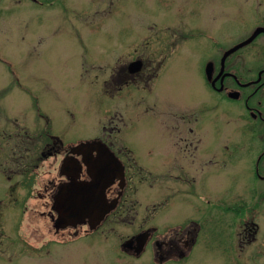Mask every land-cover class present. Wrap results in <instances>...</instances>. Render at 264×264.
<instances>
[{
  "label": "rangeland",
  "instance_id": "1",
  "mask_svg": "<svg viewBox=\"0 0 264 264\" xmlns=\"http://www.w3.org/2000/svg\"><path fill=\"white\" fill-rule=\"evenodd\" d=\"M53 1L57 7L64 4L55 13L34 10L37 4L30 0H16L17 4L13 0L8 12L0 11V264H119L108 243L89 248L84 239L67 244L54 241L60 235H54L48 225L49 206L33 195L34 191H41L39 184L35 182L32 193H28L21 183L30 166L39 173L43 169L51 175L55 173L54 158L34 165L45 142L42 135L53 134L69 143L99 135L111 122L131 150L154 160L159 131L154 112L143 114L145 105L140 99L143 95L147 101L146 96L155 97V85L147 92L128 84L110 94L103 80L117 55L142 35L157 32L160 36L162 26L171 20L177 21V38L184 37L188 27H192L186 41L179 40L172 56L174 63L156 83L169 88L168 94L162 95L166 105L176 102L179 109H200L208 103L201 76L203 59L211 55L214 46H228L235 35L252 32L254 7L258 5L260 12L264 0H259V4L256 0ZM246 48L249 45L243 50ZM220 107L208 108L202 117L210 136L219 134L231 145L240 137L236 117L228 112L221 114L223 109L235 108L236 103L224 101ZM246 139L242 137L238 157H227L222 167L209 169L206 188L210 199L229 202L238 198L248 203L252 197L257 198L254 190L259 181L252 171L254 154L245 149H250ZM40 178L41 174L37 175V180ZM163 178L171 181L168 176ZM159 188L146 186L140 191L147 198L159 193L161 212L174 214L170 218L187 212L190 201L181 196V191L172 190V185ZM140 191L134 194L142 198ZM197 191L201 195L203 187ZM203 202L201 197L195 198L194 206L200 208ZM253 203L254 210L247 213L253 214L258 225L259 242V237H264V198L258 196ZM153 205L148 204L146 212L152 213ZM129 213H135L133 208ZM210 238L208 245L202 240L194 245L186 264L220 261L217 240ZM47 241L49 245L45 247ZM243 247L242 252L248 250ZM254 251L256 264H264V242H259Z\"/></svg>",
  "mask_w": 264,
  "mask_h": 264
},
{
  "label": "flooded vegetation",
  "instance_id": "2",
  "mask_svg": "<svg viewBox=\"0 0 264 264\" xmlns=\"http://www.w3.org/2000/svg\"><path fill=\"white\" fill-rule=\"evenodd\" d=\"M12 1L0 0V11L8 12ZM30 1L37 4L34 10L45 12L52 10L55 13L57 8L64 6L57 7L53 0ZM259 2L256 0L257 4ZM13 3L18 2L14 0ZM258 7H254L252 31L264 27V5H261L260 12ZM63 11L60 9V12ZM176 28L177 21L171 20L169 25L162 26L160 36L157 32L142 35L125 45L103 80L110 94L117 93L128 84L147 92L152 91L155 85V97L146 96L147 101L143 95L140 99L145 105L143 114L153 111L155 115V126L159 131L155 159L131 150L125 144L127 140L120 138L119 128L111 122L101 134L69 143L46 133L42 135L45 142L34 165L54 158L55 173L51 175L47 169L39 173L30 166L24 172L21 183L28 193H32L35 182L39 184L41 191L36 190L33 195L35 200L42 199L49 206L46 214L48 225L54 235H60L54 241L67 244L84 239L89 248L108 243L111 252H116L119 264H186L194 245L200 240L208 245L212 240L210 237L217 240V258L220 259L217 264H256L254 248L259 242H264V237H259L261 240L258 242V225L253 214L247 212L254 210L253 202H257L258 196L264 198V29L249 42L228 53L229 48L252 32L244 36L235 35L228 46H214V51L203 59L200 66L208 103L200 109H193V106L179 109L176 102L166 105L162 95L168 94L169 88L156 83L174 63L172 56L178 50L179 40L185 42L193 29L188 27L186 35L177 38ZM198 30L205 32V29ZM245 45L249 48L244 51ZM234 91L237 92L236 97L230 94ZM224 101L236 103L235 108L223 109L221 114L228 112L236 117L240 137L231 145L219 134L210 136L208 124L202 117L210 107L221 108ZM242 137L248 138L246 142L250 149L245 148L248 154H254L252 171L261 188L259 190L255 186L254 196H258L251 198L248 210L243 212L240 199L231 198L233 201L229 202L226 199H210L206 188L209 169L222 167L227 157L230 160L238 157ZM92 140L96 143L90 149L76 146ZM104 147L110 155L104 154ZM93 162L107 165L104 174L111 182L105 188V196L106 204L112 205V208L100 219L93 213L96 210L77 218L64 214L59 210L66 199L62 196L72 184L91 179L86 163L90 165ZM39 174L41 178L37 180ZM162 176L170 177L171 181L162 179ZM151 184L158 190L159 187L167 189L172 185V190L181 191V196L190 201L187 212L176 219L170 218L174 214H163L160 194L147 198L140 191L142 187L152 188ZM200 186L203 187L201 195L197 191ZM138 190L142 198L135 196ZM130 193L134 196L131 197ZM200 197L204 202L199 208L194 206V199ZM23 199L27 201L25 194ZM148 204H154L152 213L146 212ZM132 208L135 213H129ZM49 241L45 247H48ZM243 246L248 250L242 252Z\"/></svg>",
  "mask_w": 264,
  "mask_h": 264
},
{
  "label": "water",
  "instance_id": "3",
  "mask_svg": "<svg viewBox=\"0 0 264 264\" xmlns=\"http://www.w3.org/2000/svg\"><path fill=\"white\" fill-rule=\"evenodd\" d=\"M264 28L260 27L253 31V33L245 40L241 41L234 47L230 48L228 52L234 48L248 42L253 36H255L260 30ZM231 96L236 97L237 92H231ZM96 141L83 142L82 144L76 145L80 147H87L90 149ZM104 154H108L107 147L103 148ZM87 172L90 174L91 179L88 181H81L76 184H72L70 189L66 190L65 202L61 204L60 211L64 214L73 215L74 217H82L83 215L95 213L97 218H102V216L112 208V205H107V199L105 197V187L111 182L110 178L104 174V170H107V165L104 163L93 162L90 165L86 163Z\"/></svg>",
  "mask_w": 264,
  "mask_h": 264
}]
</instances>
